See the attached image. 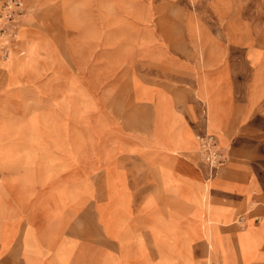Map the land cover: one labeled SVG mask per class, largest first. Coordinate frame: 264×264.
<instances>
[{
	"label": "rangeland",
	"instance_id": "1",
	"mask_svg": "<svg viewBox=\"0 0 264 264\" xmlns=\"http://www.w3.org/2000/svg\"><path fill=\"white\" fill-rule=\"evenodd\" d=\"M200 2L208 7L215 5L220 10L221 32L226 37L224 41L236 42V58L231 62L236 80L229 85L224 74L220 77L222 84H225L222 91L225 99L237 96L235 101L238 118L232 127L235 130L239 120L245 121L251 109H256L254 113L258 115H262L264 111L260 97H247L253 84L257 87L264 83V28L258 29L256 23L258 17L259 23L264 25V5L261 11L252 14L251 9L255 4L251 0H105L102 2L103 6L97 5L100 2L96 0H26L22 22L29 19L21 28L19 47L10 63L0 62V71L5 74L0 88V184L8 182L13 185L42 186L56 179L63 171L74 168L71 176L62 177L64 181H74L70 187L49 189L50 194L46 195L48 205L43 207V216L47 217L49 214L48 206L55 208L58 205H70L78 211L95 195L104 196L105 201L96 205L97 219L107 235L116 240L119 256L115 258V255L109 253L103 264L150 262L145 255L141 235L133 233L132 225L128 221L131 212L126 202L130 193L114 163L107 161L104 166L105 175L100 189L94 188L88 179V169L94 164L91 163L94 148L91 152L88 143L100 142L101 133L104 132L109 133L110 139L112 132L130 136L134 133L144 136L149 134V115L147 111L136 108L133 104L130 76L132 71L140 72L148 82L150 67L145 62L150 57L148 48L153 46L149 43L150 36H155L161 42L160 46L174 55L187 51L183 24L187 15H192L193 11L186 12V7L197 9ZM117 10H120L119 14ZM101 14L105 16V20L108 19L107 27L99 26L100 18H103ZM241 16L252 21L254 29L243 22ZM195 25L194 20V31L197 33L198 28ZM33 28L55 41L68 59H64L66 64L69 66L70 62L72 70H75L76 100L66 112L63 111L65 116L57 117L54 113L52 105L57 106L56 99H51L41 108L40 93L37 98L26 100L19 92L25 85L35 87L36 80L41 76V73L39 75L36 72L35 61L32 59L36 42L30 37L37 33ZM26 34H30V37L25 36ZM93 40H99V43H87ZM68 41L74 46L72 52L69 50L70 53L64 48ZM251 47L259 49L261 56L257 64L248 68L245 58ZM251 57L255 63L257 57ZM226 61L221 60L224 64ZM168 62L175 65L176 60ZM126 72L127 75H123ZM157 77L162 82L171 80V74ZM132 85L136 100L149 99L147 88L137 91L139 81L136 78L132 79ZM180 96L181 99L184 98L183 94ZM259 121L253 119L245 123L243 131L241 127L237 135L229 139L226 147L228 159L239 154L248 162L264 155L262 141L255 138L244 139L243 136V132H246L247 135L263 139L264 126ZM187 129L192 133L191 128ZM224 134L227 135L223 131L216 132L221 143ZM204 137L197 136L196 143L199 144ZM214 141L218 150L215 138ZM198 151L202 163L210 166L213 171H223L224 162L219 150L217 152L220 160H217L216 165L212 163L213 158L203 156L200 148ZM108 158L109 156L104 155L103 161L106 162ZM100 159L101 156L98 155L97 160ZM128 162L132 163V160ZM160 178L162 192L182 195L179 189L170 186L168 172L161 170ZM95 179V184L99 185L100 175ZM18 190H14L13 194L4 193L0 189V201L8 195L18 206L23 205L24 196L29 195L30 190ZM210 193L211 183L208 181L201 193L194 192L187 196L193 204L192 211L199 220H189L183 229L172 217L169 220H164L159 215L151 217L152 229L161 235L162 249L158 253V264H210L211 259L215 264H237V257L241 264H251L262 257L257 249L260 235L252 233L255 227L251 220L242 224V230L236 234L237 252L227 237L218 235L216 218L222 217V211L231 209L209 203ZM134 206L137 204H133ZM14 214L17 215L18 212L15 211ZM4 215L5 209L0 204V239L3 241L15 231H5ZM240 216L243 217V213H239L235 227H241L243 220ZM262 225L263 221H260L257 228H262ZM199 236L206 240L207 253L203 254L201 251L197 258L193 256L191 242ZM24 241L27 248H33L30 245L34 240L28 232ZM135 243L140 248L139 259L136 258L137 253L133 252Z\"/></svg>",
	"mask_w": 264,
	"mask_h": 264
},
{
	"label": "crops",
	"instance_id": "2",
	"mask_svg": "<svg viewBox=\"0 0 264 264\" xmlns=\"http://www.w3.org/2000/svg\"><path fill=\"white\" fill-rule=\"evenodd\" d=\"M96 1L100 2L97 5L103 6L102 2L105 0ZM251 2L255 4L251 9L252 14L261 11L264 0ZM240 10L242 12V5ZM192 11L193 16L188 14L183 24L187 51L174 55L160 46L161 42H158L155 36H150L149 43L153 46L148 48L150 57L148 62H145L150 67L149 80L146 82L142 76L144 74L140 72L132 71L130 76L133 104L136 108L147 111L149 115V134L144 136L134 133L130 136L112 132L110 139L109 133L104 132L101 133L100 142L92 144L89 141V150L92 152L94 148L91 154V163L94 164L88 169L87 177L94 188L100 189L107 161L113 162L115 169L122 174L124 185L130 193L126 202L131 212L128 221L132 225L133 233L141 235L145 255L150 264H158V253L162 249L161 235L152 229L151 217L159 215L164 220L172 217L181 229L189 220L198 222L199 218L193 213V204L187 196L194 192L201 193L204 185L210 181L209 203L231 209L222 211V217L216 218L218 221L214 219L218 222V235L227 237L237 252L236 234L242 230V224L251 220L255 227L252 233L260 235L257 249L262 256L251 264H264V155L246 162L239 154L228 159L226 153L229 139L234 138L241 127L243 131L245 123L256 119L264 126V111L262 115H258L254 113L256 109H251L246 115L247 119L239 120L233 130L232 127L238 118L235 101L237 96L225 99L222 94L225 84H222L220 77L224 74L229 85L235 79L231 62L236 58V42L224 41L226 37L221 32L220 10L215 5L208 7L200 2L197 9L186 7V12ZM119 12L120 10H117L118 14ZM101 15L103 18H100L99 26L107 27L108 19L105 20V16ZM193 19L198 28L197 33L194 31ZM241 19L254 29L252 21L242 16ZM256 23L258 29L264 28L258 17ZM36 32L31 37L30 34L25 36L36 42L32 59L35 61L36 72L41 73V76L36 80L35 87L25 85L19 92L26 100L37 98L40 93L41 108L51 99H56L57 106L52 105V108L57 117H62L76 100L75 70H72L70 62L69 66L66 64L68 59L64 57L63 50L55 41H51L37 30ZM253 33L257 34L254 30ZM92 42L99 43V40L87 41L90 44ZM64 48L70 53L69 50L72 52L74 46L68 41ZM252 55L257 57L255 63L251 60ZM260 56L259 49L251 47L245 58L247 67L251 68L257 64ZM173 59L176 60L175 65L168 62ZM222 59L227 60L225 64L221 62ZM168 74H171L170 82L168 79L167 82H162L157 77ZM123 75H127V72ZM4 77V72L0 71V88ZM133 78L139 81L138 92L143 87L148 89V100L135 99ZM257 87L253 84L247 97H260L264 108V83ZM180 94H183V99ZM187 128H191L192 133H189ZM218 131L228 135L224 134L222 143L216 135ZM243 134L244 139L255 138L264 144V138L253 137L246 132ZM206 135L212 136L217 142L224 162L221 172L213 171L214 169L199 159V144L196 143V138ZM98 155L101 156L100 160H97ZM104 155L109 156L106 162L103 161ZM130 160L132 163L128 162ZM73 170L71 167L63 171L56 179L42 186L13 185L8 182L0 184L4 193L14 194L18 189L30 190V194L24 196L21 206L8 195L0 201L5 209V231L15 230L6 240L0 239V264H103L107 261L109 253L118 258L116 240L107 235L97 219L96 205L105 201L104 196L95 195L78 211L70 205H58L55 208L48 206L49 214L47 217L43 216V207L48 205L46 195L50 194L49 189L70 187L74 181H64L62 177L71 176ZM161 170L169 173L170 186L179 189L182 195L161 191ZM99 175V185H96L95 178ZM133 204L137 206L133 207ZM15 211L18 212L17 215L14 214ZM239 213H243L244 217L240 216L243 220L240 228L234 226L238 222ZM260 221H263L262 228H257ZM26 232L33 237L34 243L30 245L33 248L26 247ZM136 245L133 252L137 253L136 258L139 259L140 248ZM191 246L194 257L198 258L201 251L203 254L207 253L206 240L201 236L192 241ZM210 264H215V261L211 259ZM237 264H241L238 257Z\"/></svg>",
	"mask_w": 264,
	"mask_h": 264
},
{
	"label": "built area",
	"instance_id": "3",
	"mask_svg": "<svg viewBox=\"0 0 264 264\" xmlns=\"http://www.w3.org/2000/svg\"><path fill=\"white\" fill-rule=\"evenodd\" d=\"M26 10V0H0V37L6 36L7 41L11 44L16 42L15 35L18 28V25L22 23V17L24 16ZM8 45L6 42L4 47L0 50L4 54L5 47ZM214 138L212 136H205L200 139L199 148L203 156L205 155L208 159H212L213 164L216 165L219 153L216 150V146L214 144ZM206 154H205V153Z\"/></svg>",
	"mask_w": 264,
	"mask_h": 264
},
{
	"label": "bare ground",
	"instance_id": "4",
	"mask_svg": "<svg viewBox=\"0 0 264 264\" xmlns=\"http://www.w3.org/2000/svg\"><path fill=\"white\" fill-rule=\"evenodd\" d=\"M28 19L29 18L24 19V21L18 25V28H17V31H16V35H15V39H16L15 43L11 44L10 42H8L7 41L8 39H7L6 36L0 37V49L2 47H4L6 42L8 43V45L5 47L6 54L1 52V50H0V62L6 64V63H9L11 61L12 56L14 55V53L17 50V48L19 47L21 28L25 25V23H26V21ZM1 24L2 23H1V20H0V27H1Z\"/></svg>",
	"mask_w": 264,
	"mask_h": 264
}]
</instances>
